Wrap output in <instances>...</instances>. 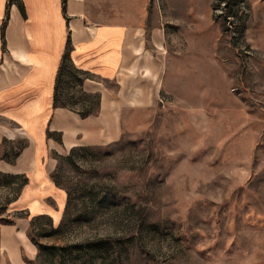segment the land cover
Returning a JSON list of instances; mask_svg holds the SVG:
<instances>
[{"label":"rangeland","instance_id":"obj_1","mask_svg":"<svg viewBox=\"0 0 264 264\" xmlns=\"http://www.w3.org/2000/svg\"><path fill=\"white\" fill-rule=\"evenodd\" d=\"M150 2L167 56L156 105L128 110L118 142L60 156L58 215L31 214L27 177L0 173L14 264H264V0Z\"/></svg>","mask_w":264,"mask_h":264},{"label":"crops","instance_id":"obj_2","mask_svg":"<svg viewBox=\"0 0 264 264\" xmlns=\"http://www.w3.org/2000/svg\"><path fill=\"white\" fill-rule=\"evenodd\" d=\"M164 31L150 0H0V152L17 150L0 156V172L27 177L22 193L31 214L60 213L64 193L52 177L60 156L118 142L127 111L160 100ZM65 50L84 74L77 89L97 95L86 116L53 105ZM17 226L0 224V251L13 264Z\"/></svg>","mask_w":264,"mask_h":264},{"label":"trees","instance_id":"obj_3","mask_svg":"<svg viewBox=\"0 0 264 264\" xmlns=\"http://www.w3.org/2000/svg\"><path fill=\"white\" fill-rule=\"evenodd\" d=\"M66 76L67 83H71L73 86H77L80 84L82 78L84 77V74L73 67L71 64V61L68 57V53L65 50L61 57V61L59 63V67L57 69L56 78H55V85L53 90V105L54 106H64L73 110H76L81 116H86L88 114H91L95 111L97 108V95L95 94H87L82 91H79L81 94H79V100H72L69 98L70 96H67L63 94V89L65 87L61 86V80L64 79ZM68 77H70V81L68 80ZM69 86V85H68ZM69 98V99H68ZM85 149L83 147L75 148L71 151V153L68 155V157L74 153L76 150H82ZM2 173V176L6 178H14V177H22V174H10V173ZM0 223L3 224H13V220L11 219H0ZM72 248V247H67ZM66 248V249H67ZM71 251V250H70Z\"/></svg>","mask_w":264,"mask_h":264},{"label":"built area","instance_id":"obj_4","mask_svg":"<svg viewBox=\"0 0 264 264\" xmlns=\"http://www.w3.org/2000/svg\"><path fill=\"white\" fill-rule=\"evenodd\" d=\"M157 2V1H156Z\"/></svg>","mask_w":264,"mask_h":264}]
</instances>
